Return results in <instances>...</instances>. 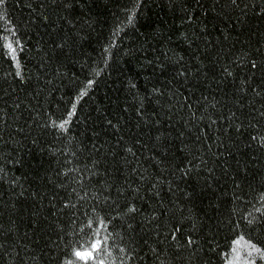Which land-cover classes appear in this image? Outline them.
<instances>
[{
  "label": "trees",
  "instance_id": "trees-1",
  "mask_svg": "<svg viewBox=\"0 0 264 264\" xmlns=\"http://www.w3.org/2000/svg\"><path fill=\"white\" fill-rule=\"evenodd\" d=\"M0 16V264H264V0Z\"/></svg>",
  "mask_w": 264,
  "mask_h": 264
},
{
  "label": "snow or ice",
  "instance_id": "snow-or-ice-1",
  "mask_svg": "<svg viewBox=\"0 0 264 264\" xmlns=\"http://www.w3.org/2000/svg\"><path fill=\"white\" fill-rule=\"evenodd\" d=\"M3 3H4V0H0V5H2ZM0 19H3V17L0 16ZM129 20H131V17H129ZM17 43H19V42L17 41ZM8 48L13 53L15 52V49H13L12 44H9L8 45ZM253 67H255V64H253ZM89 83H91V81H89ZM81 95H83V93H81ZM74 109H75V105H73V110ZM71 115H73V112H69V117H71ZM67 123H68V120L66 119L62 124L59 125V127L60 128H64ZM129 211H133V209H129ZM249 223H252V221L250 220ZM236 243L238 244L239 241H236ZM99 244H100L99 241L93 243L92 244V249L95 250L98 247ZM251 251L252 252H261V249L255 247V245H252L251 246ZM249 255H251V252L249 253ZM261 255H262V257H264V252H261ZM74 256L77 257V258H79V259H81V260H83V259L89 258L90 257V254H86V253H83L81 251H75L74 252ZM101 264H102V262H101ZM230 264H232V262H230Z\"/></svg>",
  "mask_w": 264,
  "mask_h": 264
}]
</instances>
